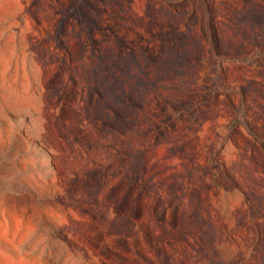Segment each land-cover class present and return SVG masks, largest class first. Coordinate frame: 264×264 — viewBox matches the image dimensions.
Listing matches in <instances>:
<instances>
[{
	"label": "rangeland",
	"instance_id": "rangeland-1",
	"mask_svg": "<svg viewBox=\"0 0 264 264\" xmlns=\"http://www.w3.org/2000/svg\"><path fill=\"white\" fill-rule=\"evenodd\" d=\"M0 264H264V0H0Z\"/></svg>",
	"mask_w": 264,
	"mask_h": 264
},
{
	"label": "trees",
	"instance_id": "trees-1",
	"mask_svg": "<svg viewBox=\"0 0 264 264\" xmlns=\"http://www.w3.org/2000/svg\"><path fill=\"white\" fill-rule=\"evenodd\" d=\"M237 60H242V61H252L253 58H244V59L228 58V59H227V61H237Z\"/></svg>",
	"mask_w": 264,
	"mask_h": 264
}]
</instances>
